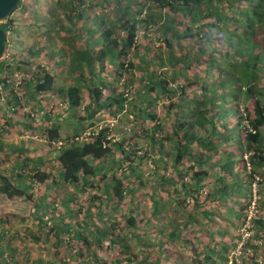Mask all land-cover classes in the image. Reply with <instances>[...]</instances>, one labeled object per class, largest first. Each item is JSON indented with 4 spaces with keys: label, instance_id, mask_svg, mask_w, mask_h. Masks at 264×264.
<instances>
[{
    "label": "trees",
    "instance_id": "16d2710c",
    "mask_svg": "<svg viewBox=\"0 0 264 264\" xmlns=\"http://www.w3.org/2000/svg\"><path fill=\"white\" fill-rule=\"evenodd\" d=\"M243 1L245 4H241ZM137 3L138 10L130 15ZM110 6L112 8L107 9ZM46 10L49 17L34 16L37 22L32 24L38 32L29 53L45 50L55 66H67L63 76L60 73L53 75L45 68V74L36 80L26 78L25 93L33 103L35 101L36 110H39L43 107L42 101L36 96L56 91L60 97L66 98L64 109L70 113L67 119L45 115L51 123L45 129L47 135H41L48 138L49 147H54L57 154L52 158L46 157L47 153L32 155L41 147L2 137L3 131H8L1 121L6 115L2 109L6 107L7 113H14L15 109L21 108L22 99L17 95L7 103L0 99V207L13 203L17 209L29 208L27 215H34L37 220L32 233H23L14 228L10 220L3 219L7 211L0 209V264H70L63 258L59 262L41 255L31 256L34 249H47V229L56 237L64 234L66 243L78 248L80 255V245L92 248L91 238L97 241L95 248L104 247V240L109 238L108 249H119V256L110 261L101 262L93 253L88 258L90 264H160L161 257L167 253L166 248L161 247L155 257L142 255L139 251L153 245L142 232L135 231L144 227L143 219L131 214L125 225L114 222L109 226L103 214L114 211L117 200L132 195L136 187L131 189V182L124 180L136 176L137 170L143 169L149 159L153 160L155 170L163 163L167 168L170 161L157 152L165 140L173 143L174 159L171 163L178 167V177L169 175V180L174 184L182 182V188L175 189L177 195L169 199L185 218L181 229L172 227L168 231V242L178 239L177 242L182 240V243L189 244L182 231L196 222L195 210L203 211V200L198 194L206 183L216 186L207 196L214 195L210 203H219L230 195L233 197L234 192L242 187L252 194L251 182L258 178L256 203L258 208H264V0H50ZM139 24L145 27L144 33L138 32ZM41 25L45 26L44 30ZM0 26L8 30L7 25ZM83 28L84 34L93 40L92 47L87 40L84 48L76 46ZM143 39L149 44L141 45ZM108 64L114 66L115 79L128 76L125 84L129 93L118 91L113 85L114 93L103 98L101 86H111L104 77ZM6 66L5 61L0 60V86L11 87L4 76ZM68 79L73 80L72 85H68ZM58 80L64 82L60 87H57ZM85 95L89 100L85 103V114L76 115V108L83 106ZM126 101L130 115L134 117L131 121L129 119L127 127L118 128L119 123L113 127L110 122L99 126L96 116L99 111L106 109L114 120L125 110ZM156 104L162 107L164 120L156 118L157 113L153 111ZM240 105H243L244 115L231 127L225 120L232 112L236 113ZM140 118L146 124H154L143 126L139 133L134 122ZM155 118L156 122H153ZM164 122H169V130L166 128L162 136L160 131L165 130ZM6 124L9 128L12 126L9 120ZM62 128L74 134L64 136ZM89 129L90 134L84 135ZM170 130L172 132H168ZM128 133L140 136L143 133L148 139L147 147L140 146L138 140L132 142L133 138L126 137ZM230 141L241 149L242 159L239 161L246 171L243 182L228 183L237 176L233 167L236 161L230 151L225 162L220 164V173L215 176L211 177L209 170H198L218 155L219 144ZM144 149V155H140ZM199 150L212 151V155L204 158L199 153L196 156ZM16 153L19 156H15ZM245 155L246 160L243 159ZM186 162H193L192 168L196 169L193 174L179 167L180 163ZM120 169H124V178L118 177ZM109 173H112L111 177ZM100 175L104 184L102 193L94 183ZM166 177L164 173L162 178ZM209 177L203 184L202 181ZM66 184L86 193L83 225H71L65 221L72 211L67 201L63 202L66 209L60 215L54 216V210L44 209L48 192ZM163 184L166 182H159L155 187ZM36 185L42 189L34 200L32 188ZM94 188L97 191H93ZM74 196L76 194L69 195L70 198ZM187 197L192 202L188 203ZM151 198L153 213L159 215L166 201ZM250 206L251 202L247 203L238 214ZM203 213L206 216L213 214ZM258 215L250 218V230H254V234L242 246L244 250L252 248L257 251L254 238H264V214ZM97 216L105 223L104 229L96 225ZM123 216L116 217L121 219ZM247 216L248 212L244 215L245 221ZM208 219L214 222L211 217ZM213 226L217 224L214 222ZM223 232L226 233L222 231L221 234ZM198 233L196 236L203 250L196 252L186 264H227L228 256L223 255L222 250L229 247H212L203 240L209 239L211 233ZM130 239L135 241L139 250ZM55 244L61 246L62 243L58 240ZM182 255L179 252L178 258ZM181 260V264H185L184 256ZM232 264L238 263L232 261Z\"/></svg>",
    "mask_w": 264,
    "mask_h": 264
},
{
    "label": "rangeland",
    "instance_id": "374dc122",
    "mask_svg": "<svg viewBox=\"0 0 264 264\" xmlns=\"http://www.w3.org/2000/svg\"><path fill=\"white\" fill-rule=\"evenodd\" d=\"M48 2L49 0H44V4H47ZM44 4H38L37 0H22L21 7L17 11H15L8 19L0 20V24L7 25L8 28H10L6 30L7 32H9L8 47L0 60L5 61V65L7 64L4 76L8 77V83H10L12 89H14L13 91L11 87L0 86V99L1 102L4 101L5 103H7L8 99L11 100L14 95H17L19 99H22V103H25V105L21 103V108L15 109L14 113L9 112L10 114L7 113L8 111L6 110V107H4L2 111H5L6 115L2 116L1 121L4 129L8 128V131H3L2 137L4 139L15 141L24 140V142L32 144V146L38 145L39 147H41V149L38 151H34L32 155H41L47 153L46 157L52 158L57 154V150H53L54 147H49L50 142L48 138L41 135V133H46L47 135V130L45 129L47 128V125L51 123L46 119L45 115L50 114L54 119H61L60 116H62V119H67L69 117L68 114L70 113V111L64 109L67 104L66 98L60 97V95L56 91H48L46 93L39 94L36 96V99L42 101L41 105L43 107L39 110H36L34 104L35 101L33 103L31 101V98L27 96V93H25V79L31 77L32 79L36 80V78L45 74V68L48 72H53L51 73L53 75H57V73H62V76L64 75L62 69L65 68V65L55 66L51 56L47 54L45 50H40V53L35 54L29 53L28 50L29 48H31L30 45L33 41H35V38L37 36L36 32L34 38L32 39V36L29 34L30 27L27 26V23L30 21L32 15L30 11L38 12L41 7L44 6ZM111 8L112 6L107 9ZM100 10L102 12V9ZM27 28H29V30H27ZM140 30L142 33H144L145 27H141ZM147 32H149V30H147ZM80 35L81 37L77 38L76 46L84 48V42L86 40L91 44V47L93 46V40L84 34V28L83 33L80 32ZM145 43L146 40H143L141 42V45H144ZM17 65L21 66L22 68H18ZM53 67H55V69L52 71ZM104 73L105 81L111 84V88H104L103 86H101L104 92L103 98H106V96L112 92L114 93V91H112L113 85L117 86L118 91L129 93V89L125 84L128 76L124 75L122 77H119L120 79H115L114 66H111L109 64L106 67ZM60 81L61 80L56 81L57 83L59 82L58 86L56 84L57 87H60L64 83L63 81ZM67 83L68 85H72L73 80L68 79ZM134 87L136 88L137 84H135ZM85 94L87 93L85 92ZM129 97H131L130 94ZM88 102L89 100L85 95L83 106H77L75 114H85V103ZM127 105L128 101H126L124 104L125 110L120 113L114 120L109 117V113L106 109L99 111L96 115L98 117L97 123L99 124V126L101 127L104 124L110 122L113 127H116L118 123L120 125L118 128L127 127L129 125V119L130 121L131 119H134V117L130 115L131 113ZM153 111L154 113H157L156 118L160 119L164 117V111L160 104H156ZM232 111H235V108H233ZM239 114L243 115V105H240L236 113L232 112L230 116L227 117L225 122L230 123V126L232 125L231 127H233V125L237 122ZM156 118L153 120V122H156ZM8 120L12 124L10 128L6 124ZM244 123L246 122L244 121ZM134 124L137 125L138 132L140 133V131L142 132L143 126H151L154 123L146 124L140 118L139 120H137V123L134 122ZM163 126L165 127V130L160 131L162 133V136L166 133V128H168L169 130V122H164ZM90 132L91 130L89 129L84 135L90 134ZM168 132H172V130ZM61 134L66 136L67 134L73 135L74 133L73 131L72 133H69L62 128ZM126 137L128 139H130V137L133 138L132 142L138 140L139 145L144 148H146L148 145V139L143 133L141 136L140 134L138 135L134 133H128ZM219 145L220 146L217 150L218 155L212 161L208 160V162L198 170H209L211 171V177L215 176L216 173H220V170L222 168L220 164L225 162L226 158L228 157L227 152L230 151L232 158H234V160L236 161L233 167L234 172H236L237 176L234 181H228V183H233L236 181L243 182L246 171L243 169V166L239 161L242 159L240 155L241 149L238 148L234 141ZM58 146H60V143L58 144ZM172 146L173 143H171L170 140H165L157 150V152H159V156L162 155L164 159L170 161V164L167 166V168L163 163L155 170L154 163H152L153 160L149 159L148 163L145 164L143 169L137 170L136 176H132V178H125L124 181H127L128 183L131 182V189L133 187H136L135 191L131 196L128 195L125 198L117 200L115 203L117 208L114 211L109 210L105 214L102 213L105 219H108V225L110 226L114 222H121L123 225H125V223L127 222V218L131 214L135 215L139 219H143L145 221L144 227L136 229L135 231L142 232L144 236L150 239V242L153 243V245H151L149 248L143 247L142 249H140L138 246H136V243L133 239L130 240H132L134 245L137 247L136 250L140 249L139 251L142 255L149 254V257L158 256L160 253V248H166L167 253L166 255L161 257L160 264H181L182 256L186 258L185 264L191 262V258L196 254V252L203 250L200 239L196 236L199 235V231H208L211 233L209 234V239L203 238V240H206L210 246L216 247L217 249H220L223 246L229 247L228 250H222V254L228 256L229 261L227 264H232V261H237L238 264H253V262L264 264V238H254L255 243L258 245L257 251L253 250L252 248L244 250L242 247L245 244L246 240L252 234H254V230H250V218L255 216L256 214H264V208H258V205L256 203L258 197V194L256 193V190L258 188V178L251 182L253 191L252 194H249L248 190L242 187L234 192L233 197L230 195L225 201H221L219 203H210L214 195H212L211 197H207L216 188V186L212 183H206L207 180L211 177L203 180L202 183L206 184L198 194L199 199L203 200L202 205L204 208L202 210L208 211L209 213L212 212L213 214L206 216L204 215L203 211L195 210V214L198 217L196 222L189 228L183 229V231L181 230L182 234L185 235L189 243L188 245L182 243V240H180L181 242H177L178 239L169 242L166 240L168 231H170L172 227L180 228L185 220L184 214L181 215L180 212H177L175 210L174 202H171L169 199V197H175L177 195L175 189L180 190L182 188L181 181L174 184L173 181L169 180L168 177L169 175L170 177H178V172L176 170V168L178 167L175 164L171 163V161L174 159V156L172 154ZM139 153H141L140 155H144L145 149L140 151ZM199 153L203 154L204 158L212 155V151L206 152L203 150H199L196 156H198ZM15 156H19V154L16 153ZM243 159L246 160V155ZM192 166L193 162L179 164V167L184 168V172L188 169L189 174H193L196 171V169H193ZM123 170H119L118 177L124 178ZM164 173H166L167 175L165 179L162 178V175ZM109 175L111 177L112 173H109ZM100 178L101 175L96 177L94 183L100 188L99 191L102 193L104 184L103 180ZM187 178L188 177H186L185 180H187ZM156 179H158L157 182H155ZM233 179L234 178H232L231 180ZM159 182H166V184L155 187V185ZM41 189L42 187L39 185H36L34 188H32L34 200L37 199V195L40 194ZM93 191H97V189L94 188ZM241 192L242 194H240ZM70 194H76V196H74V198H70ZM85 195L86 193L79 191L74 185L66 184L65 186H61L56 189L53 188L48 192V200L44 209L50 212L54 210V216L60 215L61 211H64L66 209V206L65 204H63V202L67 201L68 205L72 207V211L71 216L67 217L65 221H67L71 225H77V223L83 225L84 213L86 210V205L84 203ZM151 197H154L157 200L164 199V201H166V206L159 215H154L153 213L154 206L153 199ZM182 198L183 196L180 197V199ZM186 199L187 202H192L190 197H187ZM249 202H251V206L248 208V210H245L244 213L239 215L238 211H241V209L243 210L245 205ZM104 205L105 204H103V207ZM230 207H232V210L230 209ZM0 209L3 210V212L7 211L4 212L6 214L3 219L10 220V223L11 225H14V228L19 229L23 233H32L33 230H35L37 220L34 215H27L30 210L29 208L19 207V209L22 210L20 211L19 209H17V206H14L13 203H11L8 205H2ZM9 209L11 210L9 211ZM247 212L248 216L245 221L244 215ZM19 213H25V215H17ZM122 214L125 215L123 216V218L118 219L116 217ZM24 217H26L25 220L23 219ZM208 217H211L217 224V226H213L214 222L209 221ZM98 218L95 219L96 225L99 228L104 229L106 227L105 223L100 218ZM215 230L219 232H215ZM222 231H226V233L223 232L221 234ZM45 237L48 238L47 249L43 251L34 249L31 254L33 258L41 255L45 259L50 258L54 261H59L60 258H63L70 264H76L77 262H80V264H90L88 263V258L93 253L96 254L98 260L100 259L99 261L101 262H103L104 260L110 261L112 258L115 259L117 256H119V249H108V245L110 243L109 238H106L104 240V247L100 249L95 248L96 246H98V244L96 239L94 238L90 239L93 245L92 248L77 244L80 245L82 253L80 255L78 248L69 246L66 243L67 239L64 240V234H60L59 237H56L53 231L48 232L47 229ZM239 237H242V240H239ZM58 240L62 243L61 246L55 244ZM15 242L16 244L20 243L19 239H17ZM235 243H237V245H235ZM179 252L183 254L181 258H178Z\"/></svg>",
    "mask_w": 264,
    "mask_h": 264
},
{
    "label": "clouds",
    "instance_id": "9594fccd",
    "mask_svg": "<svg viewBox=\"0 0 264 264\" xmlns=\"http://www.w3.org/2000/svg\"><path fill=\"white\" fill-rule=\"evenodd\" d=\"M21 2H22V0H20V2H19V4L17 5V7L15 8V10L7 17V18H5V19H8L15 11H17L20 7H21ZM38 2V4H44V0H38L37 1ZM237 2V1H236ZM235 2V3H236ZM49 3H50V0H49V2L47 3V4H44V6H42L41 7V9L38 11V12H32V11H30L31 13H32V15H31V18H30V21L27 23V26H29L30 27V31H29V34L32 36V39L34 38V35H35V33L36 32H38V31H36L35 30V25H33L32 24V22L33 21H35L34 20V16H39L40 14H42L43 16H45V17H49V13H47V7L49 6ZM241 4H245V2L243 1ZM136 5V7H132V10H131V14L130 15H132V13H133V11H137L138 10V3L137 4H135ZM155 9V8H154ZM156 10V9H155ZM144 12H145V10H144ZM129 15V16H130ZM117 16V15H116ZM5 19H2V20H5ZM75 21V20H74ZM87 21H89L90 22V19L88 18L87 19ZM35 22H37V21H35ZM1 25V24H0ZM141 25L142 24H139V26H138V32H141V30H140V28H141ZM42 26V28L41 29H44L45 28V26L44 25H41ZM93 26H95L94 24H92V27ZM1 27V26H0ZM8 27V26H7ZM4 29V28H3ZM8 29H10V28H8ZM5 30V29H4ZM27 30H29V28H27ZM6 31V30H5ZM7 32V31H6ZM8 33L9 32H7V42H6V45H7V47H8ZM144 40V39H143ZM142 40V41H143ZM149 44V42H147L146 41V43L144 44V45H148ZM7 50V49H6ZM6 52V51H5ZM66 61V63H67V60H65ZM66 66L67 65H65V68L64 69H62V72H64V70L66 69ZM60 74H62V73H60ZM7 77V76H6ZM7 82H8V77H7ZM243 115H244V111H243ZM241 116V114H239L238 115V118Z\"/></svg>",
    "mask_w": 264,
    "mask_h": 264
},
{
    "label": "water",
    "instance_id": "95a60500",
    "mask_svg": "<svg viewBox=\"0 0 264 264\" xmlns=\"http://www.w3.org/2000/svg\"><path fill=\"white\" fill-rule=\"evenodd\" d=\"M20 0H0V20L7 18L17 7ZM7 32L0 27V58L7 49Z\"/></svg>",
    "mask_w": 264,
    "mask_h": 264
}]
</instances>
